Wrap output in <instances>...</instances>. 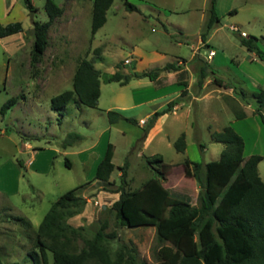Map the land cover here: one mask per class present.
<instances>
[{
	"label": "rangeland",
	"instance_id": "1",
	"mask_svg": "<svg viewBox=\"0 0 264 264\" xmlns=\"http://www.w3.org/2000/svg\"><path fill=\"white\" fill-rule=\"evenodd\" d=\"M30 1L31 16L23 0H0V23L17 16L22 27L19 33L0 38V106L15 99L0 114V262L33 264L27 253L36 249L35 231L50 204L66 190L89 181L78 190L84 203L64 217V223L76 230L70 235L71 248L83 247L82 240L90 238L99 220L106 218V231L116 230L118 235L109 242L112 251L125 244L134 248L138 262L157 264L154 227L115 228L113 212H103L102 207L117 199L113 190L125 162V190L138 188L153 176L145 161L152 154L161 156L163 186L187 194L195 204L197 184L191 171L184 172L183 161L217 160L223 146L210 139V132L231 126L234 112L252 113L250 94L264 89V62L238 41L239 35L253 36L264 51V0H215L218 21L205 42L200 41L199 32L210 0H127L136 7L133 11L125 9L122 0H112L105 22L92 36L91 0H51L62 13L51 22L47 46L34 64L30 61L31 22H43L47 15L44 0ZM95 47L98 56L92 54ZM209 49L213 56L206 59L202 53ZM84 56L92 58L101 73L112 72L116 62L124 64L120 68L124 73L130 71V64L136 72L170 62L181 63L182 68L180 72L163 70L154 82L147 77L130 79L122 86L100 81L95 108L70 101L58 114L50 108V98L71 89L75 66ZM199 59L208 67L201 87L195 84ZM213 77L230 88L214 85ZM179 79L186 81V94L160 118L158 130L149 134L148 129L142 139L145 118L163 108L173 93L179 94ZM117 106L135 123L123 119L109 123L105 112ZM248 116L231 126L243 139L244 158L248 153L264 155V126L258 117ZM181 132L185 147L177 152L172 142ZM68 133L79 138L62 148ZM107 143L112 144L114 168L108 178L112 185L103 189L91 179ZM257 170L264 181V161L258 162ZM16 217L24 218L30 227Z\"/></svg>",
	"mask_w": 264,
	"mask_h": 264
},
{
	"label": "trees",
	"instance_id": "2",
	"mask_svg": "<svg viewBox=\"0 0 264 264\" xmlns=\"http://www.w3.org/2000/svg\"><path fill=\"white\" fill-rule=\"evenodd\" d=\"M91 36L105 22L106 10L112 0H91ZM125 9L136 10V7L127 0H122ZM215 0H210V7L203 29L199 32L200 41L205 39L210 29L218 21L214 10ZM26 8L34 10L30 0H23ZM44 11L47 19L43 22L32 21V46L30 61L37 63L47 46V31L54 20L62 13V8L51 0H44ZM230 12H233L230 11ZM22 30L19 21L6 24L0 23V38L19 33ZM264 41V35L261 36ZM238 41L247 51L264 62V51L257 45L253 36L239 35ZM92 54L99 55V48L95 47ZM194 60L196 57L193 58ZM200 60V59H199ZM112 72L101 73L93 65V59L82 57L76 64L71 89L64 90L50 98V108L61 114L62 108L70 101L75 106L83 105L95 108L99 96L100 81L104 83L116 82L125 85L130 79L147 77L155 81L159 73L169 69L171 72H180L181 63H166L162 67L136 72L134 65H129V72H122L121 62H116ZM207 64L200 60L195 69V84L201 87L202 80L208 77ZM212 82L218 87H228L221 79L213 77ZM182 86L178 96L168 101L164 108L154 110L145 120L142 139L156 119L169 112L180 98L186 94L187 84L184 79L176 81ZM232 91L235 92L233 88ZM241 98L245 99L242 90ZM253 111L264 126V89L252 92ZM15 103L14 98L7 99L0 106V114ZM106 117L109 123L123 119L135 123L132 117H124L115 110H107ZM243 111L234 112L236 119L243 118ZM210 139L222 144L217 160L198 163L185 159L184 172L191 171L197 184L195 204L191 203L190 196L181 191L171 190L162 185L163 173L159 169L162 162L159 154L145 157L146 163L152 168L153 176L146 179L140 187L125 190L126 162L119 167V184L113 190L117 199L103 212L112 211L115 228H136L141 226L154 227L156 241L159 243L156 250L157 264H264V181L258 175L257 164L264 161V155L250 154L242 156L243 139L230 126L226 125L219 131L210 132ZM79 136L68 133L62 148L72 144ZM71 139L70 141H67ZM177 152L185 147V135L181 132L172 142ZM199 149L202 145L198 144ZM112 144L107 143L102 158L95 167L91 180L98 182L100 188L112 185L108 180L114 165L111 162ZM65 164L69 166L65 159ZM21 166V163L18 162ZM79 184L60 194L49 206L41 218L34 235V247L27 253L33 264H142L136 260L133 247L120 244L113 251L109 242L117 240L116 230L106 231L108 221L102 218L98 222V229L88 239H83V247L79 250L71 248L70 235L76 230L64 223V217L69 215L71 208L84 203L78 190L85 185ZM18 221L29 228L30 223L22 217ZM0 264H16L14 262Z\"/></svg>",
	"mask_w": 264,
	"mask_h": 264
},
{
	"label": "crops",
	"instance_id": "3",
	"mask_svg": "<svg viewBox=\"0 0 264 264\" xmlns=\"http://www.w3.org/2000/svg\"><path fill=\"white\" fill-rule=\"evenodd\" d=\"M8 11L10 12L11 10H8ZM9 12H8V13H9ZM6 13H7V12H6ZM18 19H19V18H18L17 16H16V17H11V18H10V21H12V22H13V21H18ZM10 21L7 20L5 23H7V22L9 23ZM3 23H4V22H3ZM179 92H180V90H179ZM173 94H175V96H174L172 99H174V98L177 96L178 93H173ZM169 99H170V98H169ZM169 99H167V102H168ZM172 99H171V100H172ZM169 101H170V100H169ZM167 102H166V103H167ZM140 105H141V104H140ZM140 105L138 104V106H140ZM165 105H166V104H165ZM247 106L249 107V105H247ZM164 107H165V106H164ZM164 107H163V108H164ZM174 107H175V106H174ZM111 109H112V110H115V111H117V112H119L122 116L127 117V116L123 115V111H124V110H123V109H124L123 107H119V106H117V108H109L108 110H111ZM160 109H162V107H161ZM160 109H159V110H160ZM167 113H169V112H167ZM244 113H245V116H244L243 118H240V120L249 117L248 115H250V117H254V116L258 117L257 115L252 114V113H246V112H244ZM165 114H166V113H165ZM163 115H164V114H163ZM163 115L159 116V117L156 119V121L154 122L153 126L149 129V134H150V133H153V134H154V133L158 130V128H159V120H160V118H161ZM146 118H147V117H146ZM146 118H145V119H146ZM258 119H259V118H258ZM140 120H144V119L141 118ZM238 121H239V119H234V120H233V123L231 124V126H232L235 122H238ZM259 121H260V120H259ZM183 133H184V132H183ZM184 135H185V134H184ZM244 146H245V144L243 145V150H244ZM250 154H251V153H248L247 156H249ZM242 156H243V151H242ZM247 156H246V157H247ZM66 161H67V163L69 164L68 160H66ZM162 185H163V184H162Z\"/></svg>",
	"mask_w": 264,
	"mask_h": 264
},
{
	"label": "built area",
	"instance_id": "4",
	"mask_svg": "<svg viewBox=\"0 0 264 264\" xmlns=\"http://www.w3.org/2000/svg\"><path fill=\"white\" fill-rule=\"evenodd\" d=\"M202 55L204 58L210 59L213 56V51L211 49L205 50Z\"/></svg>",
	"mask_w": 264,
	"mask_h": 264
},
{
	"label": "water",
	"instance_id": "5",
	"mask_svg": "<svg viewBox=\"0 0 264 264\" xmlns=\"http://www.w3.org/2000/svg\"><path fill=\"white\" fill-rule=\"evenodd\" d=\"M29 12H30V16H31V15H32V13H33V11H32V10H30ZM102 208H104V205H103V207H102Z\"/></svg>",
	"mask_w": 264,
	"mask_h": 264
}]
</instances>
